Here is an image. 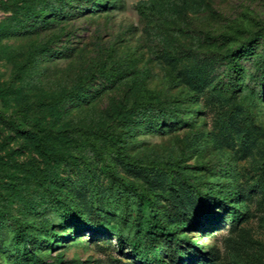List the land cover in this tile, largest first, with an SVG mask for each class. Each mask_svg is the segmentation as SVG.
Returning <instances> with one entry per match:
<instances>
[{
	"label": "rangeland",
	"instance_id": "374dc122",
	"mask_svg": "<svg viewBox=\"0 0 264 264\" xmlns=\"http://www.w3.org/2000/svg\"><path fill=\"white\" fill-rule=\"evenodd\" d=\"M0 113V264H264V0H0Z\"/></svg>",
	"mask_w": 264,
	"mask_h": 264
},
{
	"label": "trees",
	"instance_id": "16d2710c",
	"mask_svg": "<svg viewBox=\"0 0 264 264\" xmlns=\"http://www.w3.org/2000/svg\"><path fill=\"white\" fill-rule=\"evenodd\" d=\"M22 8H25V6H23ZM27 15H30V13H27ZM56 15L63 16L64 14L59 10L57 11ZM42 16L43 14L39 13L38 18L35 21L36 22L35 25L39 23L40 18ZM26 64L29 65L30 61L29 60L26 61ZM0 116L2 117L1 113H0ZM223 199L226 200V197H224ZM229 215H230V221L233 223L239 219L240 213L237 210L232 209L229 212ZM83 222H84L85 227L93 228L92 225L94 224V222L91 224V221H89L86 218L83 219ZM99 227L94 228L93 230L96 232L97 231L99 232L101 231ZM158 230L162 231L163 233L159 235ZM164 233H167L166 236L168 237L171 236V234H169L168 229H164V227H159L156 225L155 218L153 220L145 218V219H142V221H140L138 225V229L136 230L135 234L133 235L131 239V244H132V248L138 252L139 258L142 259V261L145 264H158V259L161 253L165 250V248L168 249L167 240L163 238ZM111 234L116 235L119 238V240H121L122 235L119 231H112ZM150 255L153 256V258L155 259V262L153 261V258L150 257ZM23 262L24 264H32L29 258L25 254H24Z\"/></svg>",
	"mask_w": 264,
	"mask_h": 264
}]
</instances>
